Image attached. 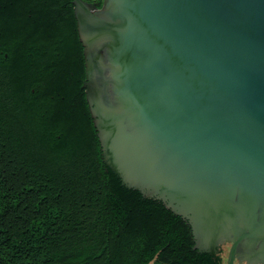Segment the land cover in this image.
<instances>
[{
  "label": "water",
  "instance_id": "obj_1",
  "mask_svg": "<svg viewBox=\"0 0 264 264\" xmlns=\"http://www.w3.org/2000/svg\"><path fill=\"white\" fill-rule=\"evenodd\" d=\"M73 1L111 165L196 248L264 264V0Z\"/></svg>",
  "mask_w": 264,
  "mask_h": 264
},
{
  "label": "trees",
  "instance_id": "obj_2",
  "mask_svg": "<svg viewBox=\"0 0 264 264\" xmlns=\"http://www.w3.org/2000/svg\"><path fill=\"white\" fill-rule=\"evenodd\" d=\"M74 6L0 0V264H224L109 162Z\"/></svg>",
  "mask_w": 264,
  "mask_h": 264
},
{
  "label": "rangeland",
  "instance_id": "obj_3",
  "mask_svg": "<svg viewBox=\"0 0 264 264\" xmlns=\"http://www.w3.org/2000/svg\"><path fill=\"white\" fill-rule=\"evenodd\" d=\"M151 264H154V263H151Z\"/></svg>",
  "mask_w": 264,
  "mask_h": 264
}]
</instances>
